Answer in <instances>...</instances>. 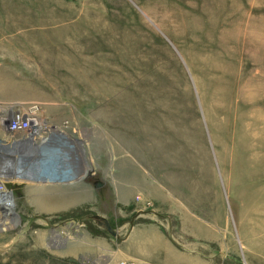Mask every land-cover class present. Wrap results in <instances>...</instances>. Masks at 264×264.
Listing matches in <instances>:
<instances>
[{
	"label": "rangeland",
	"instance_id": "obj_1",
	"mask_svg": "<svg viewBox=\"0 0 264 264\" xmlns=\"http://www.w3.org/2000/svg\"><path fill=\"white\" fill-rule=\"evenodd\" d=\"M239 29H258L264 70V0H0V117L37 105L52 125L37 140L51 170H66L63 178L93 173L82 182L84 207L55 212L49 225L78 221L72 238L46 240L41 264H264V192H254L243 212L238 191L241 178L252 187L263 179L253 164L249 177L240 172L233 134L225 148L215 142L194 65L207 58L238 77ZM143 73L163 83L170 101L179 98L192 138L166 129L167 141L154 142L139 127L138 106L124 115L103 93L106 85L129 88ZM3 128L0 143L31 142V130ZM14 193L27 194L21 184ZM24 200L20 212L39 220ZM25 223L0 230L1 260L29 259L21 253L30 245L14 244ZM144 237L152 250L138 249ZM77 238L85 245L77 256L64 252Z\"/></svg>",
	"mask_w": 264,
	"mask_h": 264
},
{
	"label": "bare ground",
	"instance_id": "obj_2",
	"mask_svg": "<svg viewBox=\"0 0 264 264\" xmlns=\"http://www.w3.org/2000/svg\"><path fill=\"white\" fill-rule=\"evenodd\" d=\"M228 33L230 32L227 31L228 36H232V34ZM237 40L240 43L237 49H233V52L241 54L238 60L241 65L238 77L234 76V73H231L224 63L207 58L199 57L200 59L194 65L195 68L196 66L199 68V70L196 69L197 80L201 88V94L206 102L208 119L215 142L220 148H225V138L233 134L235 136L234 153L239 159V161L235 160L234 163L242 165L240 172L245 177H249L248 165L253 164L259 176L263 179L257 187H252L247 180L241 178L243 183L238 191L243 195V198L239 205L244 212L248 209L249 201L255 197L253 196L254 192L259 190L264 192V177L262 175L264 174V70L262 68L263 58L261 55L262 40L258 29L252 31L251 34H248L246 29L242 31L239 29ZM249 56L250 59L244 60L245 57L249 58ZM248 65L250 70L246 72L243 69ZM145 74L139 75L140 80L133 82L129 88L122 89L118 86L108 87L106 85L103 93L114 95L112 103L123 107L124 115L130 114L138 106L142 112V122L139 127L146 134L145 137L149 136L154 142L167 141L165 140L166 129L171 134H176L175 137L178 132H180L182 137H187V135L191 137L189 135L188 120L183 115L182 103L179 98L172 96L170 101L163 83H156L154 80L149 82V77ZM115 77L121 81L124 78L121 74ZM3 82L2 84L4 85ZM6 86L10 88L9 90L13 88L11 85L12 88L9 85ZM7 87L5 88L4 85L5 89H3L5 92H10ZM234 94L240 99L237 105L233 102ZM168 101L171 103H168ZM25 115L31 118V128L29 129L31 130L29 135L31 136L29 138L31 142L27 147H25L26 143L24 141L8 142L3 140L0 143V230H12L16 226H21L26 220L23 227L24 230L21 233L29 236L20 237L14 244H29L30 247H23L24 250L21 253L29 259L17 261L1 260L2 254L7 247L0 244V264H41V259L44 260L43 255L45 254L43 249L48 242L46 240L57 241L59 239H67V237L72 238L70 233L74 227L78 226V221L69 220L68 222L59 223L56 225L57 227H49L53 217L56 216L55 212L78 211L84 207L87 199L82 188V182L83 179H86L91 169L84 168L83 172L67 178H63V172L66 170L63 172L62 169L59 171L60 168L51 170L53 168L50 167L53 164L46 162L48 154L46 156L44 151H42L41 141H37L44 134L43 125L47 124L39 112L33 113L31 111L30 114ZM233 122L234 124H232ZM1 126L7 131L8 126L5 117H0V128ZM47 126L48 128L46 129L52 127L49 124ZM8 132L12 135L18 131ZM8 132H6L7 136H9ZM36 135L38 136L36 137ZM172 139L177 140L174 137ZM142 144L145 145L144 142ZM161 148H164V146H161ZM20 150H23V152ZM17 152H19V156ZM26 157L35 161L31 165H27L25 162L23 163ZM52 160L55 161V158ZM63 181L66 182L64 183ZM238 181L240 184L241 181ZM20 184L23 185L24 191L27 193L26 197H23L26 200L16 197L14 193ZM73 186H77V188L72 190ZM236 193L237 190L233 187L232 195L234 196ZM21 200L25 202L29 200L27 201L29 206L33 207L34 210H38L41 218L37 221L27 219L26 210L24 209V211L20 212V209H18ZM251 213L254 218L256 213L253 211ZM17 221L19 223L16 225ZM1 226L4 227L1 228ZM35 227L38 228L37 232L36 230L32 232L31 229ZM151 233L155 236L154 232ZM29 239L32 240L33 244L29 243ZM81 241V239L77 238L70 249L64 250V252L76 255L77 251L85 246ZM141 241L143 246L138 245L140 250H146L152 243V240L150 241L147 237H144ZM149 247L151 248V245ZM3 250L4 252L2 253L1 251Z\"/></svg>",
	"mask_w": 264,
	"mask_h": 264
},
{
	"label": "built area",
	"instance_id": "obj_3",
	"mask_svg": "<svg viewBox=\"0 0 264 264\" xmlns=\"http://www.w3.org/2000/svg\"><path fill=\"white\" fill-rule=\"evenodd\" d=\"M39 108L37 105H32L30 108V112L33 111V113H37ZM29 112V113H30ZM7 129L10 132L14 131H28L31 128V118L21 111L13 112V114L10 115L7 119Z\"/></svg>",
	"mask_w": 264,
	"mask_h": 264
},
{
	"label": "water",
	"instance_id": "obj_4",
	"mask_svg": "<svg viewBox=\"0 0 264 264\" xmlns=\"http://www.w3.org/2000/svg\"><path fill=\"white\" fill-rule=\"evenodd\" d=\"M106 224H107V226H108V229H109L110 231H112V232H113V230H112V228H111V225L109 224V222H108V221H106Z\"/></svg>",
	"mask_w": 264,
	"mask_h": 264
}]
</instances>
